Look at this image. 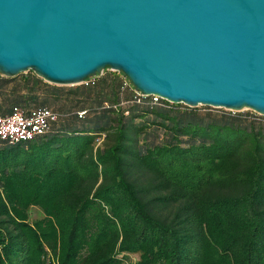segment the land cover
Instances as JSON below:
<instances>
[{
  "label": "trees",
  "instance_id": "16d2710c",
  "mask_svg": "<svg viewBox=\"0 0 264 264\" xmlns=\"http://www.w3.org/2000/svg\"><path fill=\"white\" fill-rule=\"evenodd\" d=\"M14 107L59 118L0 138V264H264V116L155 104L114 71L0 75Z\"/></svg>",
  "mask_w": 264,
  "mask_h": 264
},
{
  "label": "water",
  "instance_id": "95a60500",
  "mask_svg": "<svg viewBox=\"0 0 264 264\" xmlns=\"http://www.w3.org/2000/svg\"><path fill=\"white\" fill-rule=\"evenodd\" d=\"M264 116V0H0V75Z\"/></svg>",
  "mask_w": 264,
  "mask_h": 264
},
{
  "label": "built area",
  "instance_id": "2783aa9c",
  "mask_svg": "<svg viewBox=\"0 0 264 264\" xmlns=\"http://www.w3.org/2000/svg\"><path fill=\"white\" fill-rule=\"evenodd\" d=\"M96 77L87 79L82 84L88 85L93 83ZM139 96L141 97L142 95ZM151 97L155 104L163 101L159 96ZM83 114L84 112L79 117L81 118ZM58 118L59 115L48 108L27 111L20 107H14L9 115L3 116L0 114V138L9 144L33 140L39 137V135L46 133L51 124L58 121Z\"/></svg>",
  "mask_w": 264,
  "mask_h": 264
},
{
  "label": "rangeland",
  "instance_id": "374dc122",
  "mask_svg": "<svg viewBox=\"0 0 264 264\" xmlns=\"http://www.w3.org/2000/svg\"><path fill=\"white\" fill-rule=\"evenodd\" d=\"M112 71V70H111ZM105 72H110L109 70H105ZM97 78V77H96ZM209 108H211V107H207V106H202V105H200V107H197V108H193V109H195L196 111H198L199 113L201 112V113H205V112H208V111H210L211 110V112H213V113H215V112H219V109L220 108H211V109H209ZM249 112H252V113H254L253 111H251V110H247V109H244V111H241V112H239L240 114H243V115H245V114H249ZM43 216V212L42 211H40L38 208H33L32 210H31V220L33 221V220H37V219H40L41 217ZM137 261V256H131V262L129 263V264H131V263H134V262H136Z\"/></svg>",
  "mask_w": 264,
  "mask_h": 264
}]
</instances>
